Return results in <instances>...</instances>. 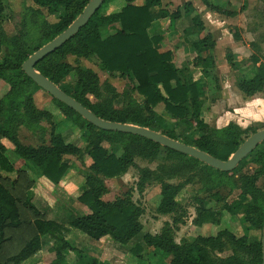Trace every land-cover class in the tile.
Listing matches in <instances>:
<instances>
[{"label":"trees","instance_id":"obj_1","mask_svg":"<svg viewBox=\"0 0 264 264\" xmlns=\"http://www.w3.org/2000/svg\"><path fill=\"white\" fill-rule=\"evenodd\" d=\"M87 1L33 0L38 7L24 11L16 34L7 35L0 30V54L3 46L7 49L0 58V80L8 86L0 97V264H22L27 260L29 262L25 264H40L42 236L47 234L55 235L59 240L54 255L56 264H69L68 256L71 255L70 264H109L73 246L67 234L73 227L94 240L109 237L126 245L142 230L144 209L133 200L129 191L112 200L103 199L108 192L105 179L121 176L131 167L139 171L138 191H143L146 182H157L160 199L156 211L172 214L171 222L165 221L157 232H145L141 241L129 248L137 258V264L145 261L143 246L152 248L146 261L152 260L156 251L161 253L159 264H261V238L250 237L249 232L253 229L261 231L264 221V185L257 184L260 178L264 179V141L233 170L222 171L148 138L98 128L46 92L59 112L82 131L84 145L80 146L67 141L57 130L58 122L50 109L35 103L34 92L41 88L25 74L21 64L63 31ZM114 1L104 0L85 25L40 59L35 69L103 119L148 127L226 160L258 128L242 127L233 121L222 127L206 122L202 113L207 97L205 84L189 79L183 68L173 61L172 50L161 49L165 37L163 31L153 30L158 20L168 19L171 25L187 16L197 30L196 38L189 43L195 51L191 64L203 77L212 78V90L218 89L213 74L215 40L209 31H205L199 15L192 14L191 2L185 1L170 10L162 6V0H140V3L124 0L125 4L118 10L107 12L106 8ZM202 1L218 9L208 0ZM41 8L48 14L62 11L55 22H49ZM245 8L246 3L240 9ZM4 10L5 0H0V15ZM223 13L237 14L233 10ZM233 36L239 37L236 33ZM263 39L264 34H260L258 40L251 42L253 52L247 58V64L236 61L230 52L226 55L229 66L236 71V86L245 96L261 92L264 97V64L259 53ZM67 55L92 60L102 71L125 78L129 84L118 92L110 82L101 83L92 69L68 62ZM157 109L173 120L172 128L157 126ZM20 126L39 131L41 136L48 133V139L37 145L24 144L17 133ZM178 126H182L183 131L178 132ZM4 140H8L11 147ZM160 150L166 155L154 169L137 165L136 158L153 161ZM8 155L24 160L25 167L15 168ZM67 156L75 157L82 164L86 158L90 160L86 169H78L83 183L76 197L88 212L72 215L62 222L49 218L34 204L33 188L38 176H44L55 185L63 181L75 168L66 160ZM248 163L257 167L251 173L242 172ZM236 175L238 184L233 179ZM176 176H182V179L169 181ZM195 176L201 183L202 192L216 203L221 202V206L220 210L211 208L205 197L195 196L192 223L196 226L218 224L221 211H225L239 215L241 235L222 228L215 234L175 240V230L184 223L187 215L186 207L177 196ZM220 186L237 188L239 193L227 201L218 192ZM226 250L230 253L222 256Z\"/></svg>","mask_w":264,"mask_h":264},{"label":"rangeland","instance_id":"obj_2","mask_svg":"<svg viewBox=\"0 0 264 264\" xmlns=\"http://www.w3.org/2000/svg\"><path fill=\"white\" fill-rule=\"evenodd\" d=\"M164 1V0H163ZM162 1V3H163ZM213 3H219L226 5L228 0H209ZM231 2V8L236 9L240 6L239 3L243 0H229ZM140 3V0L136 1ZM184 1H182L183 3ZM125 4L124 0H115L111 3L110 6L106 8L107 12H113L118 10L122 5ZM169 3H166L165 6L168 9L173 10L169 6ZM29 7L37 8L38 6L33 2V0H5V10L2 15H0V30L4 31L7 35H14L17 33L20 28V22L22 20L23 13ZM45 18L49 22H55L57 16L61 13V9L56 11L53 14H48L45 9L41 8ZM242 16L240 17V22L236 24L226 25L227 29L232 33H236L241 36V33L245 31H254L257 32V36L264 34V0H255V5L253 8L245 9L239 12ZM243 26V27H240ZM184 29V31H183ZM153 30H161L164 33V40L162 43V50L170 49L173 52V61L176 64L181 65L184 73L189 76V79H195L196 81L203 82L205 84V93L209 96H214L215 90L210 79L204 80L201 78L200 70L191 65V59L195 53L194 50L190 49V41L196 38L197 30L190 23V20L187 16L182 17L181 19L176 20L174 23L169 25L168 19H161L156 22ZM176 31L180 33L177 38L174 36ZM223 31H227L226 29ZM264 41V39H263ZM221 48L217 49L216 54L218 60L223 59L221 55ZM7 51L6 47L3 46L2 53ZM67 61L73 65H80L82 67H88L92 69L99 77V81L110 82L118 92H122L124 88L129 84V81L125 78H122L118 75H110L105 71L99 69V67L92 61L84 57H75L73 55H67ZM238 60V59H237ZM242 65L246 61L238 60ZM241 68V66H240ZM235 72V70H233ZM236 77V73H235ZM8 86L3 80H0V97L6 92ZM136 96V95H135ZM139 98L138 96H136ZM212 107L218 108L220 110L223 106L217 104L216 99H213ZM34 101L39 107H46L54 113V120L58 122L57 130L62 132V135L67 141H72L75 144L80 146L84 145V139H82V131L72 125L68 119L64 117L63 114L59 112L57 107L52 103L47 93L42 89H36L34 92ZM210 105V103H209ZM223 105V104H222ZM155 120L157 126L161 129H170L173 127V120L166 114L162 113L160 109H157L155 112ZM43 125H46L45 122H42ZM213 125V124H212ZM178 132L183 131L182 126H178ZM18 137L20 141L24 144L37 145L41 140L48 139V133L41 136L39 131H31L20 126L18 128ZM7 146L11 147V143L8 140H4ZM166 155L164 150H160L158 156L153 161H148L141 158H136V163L140 167H149L154 169L159 163H161ZM9 159L13 162L14 167H25L24 160L16 159L15 156L8 155ZM66 160L72 163L75 168L69 171L68 175L63 181L57 185H52L48 182L39 183L37 189L34 190L33 202L41 210L45 211L49 218L55 219L58 221H66L72 215H82L88 212V209L85 205L81 204L77 200V195L80 191V186L83 183L82 175L79 173L78 169H86V166L89 164L90 160L85 159L84 164H82L75 157L67 156ZM257 166L253 163H248L243 169L242 172L251 173ZM32 174V173H31ZM186 174V173H185ZM184 174V176H185ZM33 175V174H32ZM34 176V175H33ZM183 176V177H184ZM139 171L136 167H131L129 170L118 177L107 178L105 179V184L108 188V192L103 196L104 200H112L118 195H123L125 192L129 191L132 195L133 200L139 203L144 212L141 216V221L143 224L142 230L133 237L126 245L114 242L112 239L107 237L103 242L99 240H94L89 236L85 235L82 231L70 227V231L67 234V239L70 243L76 248L82 249L85 252L91 255H97L103 260L107 261L109 264H137V258L130 252L129 248L135 243L140 242L142 235L145 232H157L160 230L165 221L171 222L172 214H160L156 211L157 204L160 199V187L159 184L155 181L146 182L143 191L139 192L136 188V183L138 181ZM182 179V176H176L171 178L169 181L177 182ZM235 184H238L237 175L234 176ZM258 185H264V179L260 178L257 181ZM219 194L223 199L231 201L237 197L239 189L234 188L233 190L229 186H220L218 188ZM38 194V195H37ZM195 196L205 197L208 201V206L211 208H216L220 210L221 202L216 203L213 199L208 197V194H205L201 190V183L198 178L195 176L191 183L187 184L177 196L179 202L186 207L187 215L184 219V223L179 224L178 228L175 230V240L179 241L181 239H192L198 234L210 235L215 234L218 230L222 228H227L232 230L235 234L241 235L242 224L240 222L239 215H230L225 211L220 213V221L218 224L207 223L202 226H196L192 223L194 217V205ZM250 237L261 238V231L251 230L249 232ZM108 240V242L106 241ZM59 246V240L55 235H44L42 236V249L41 256L42 262L40 264H56L55 260V250ZM151 247H144L142 249L143 261L142 264H159L161 258L159 255L161 253L156 251V255L150 261H146L148 257L151 256ZM150 252V254H149ZM230 253V250H226L221 255H227ZM45 257V259H44ZM73 255L68 256V263L70 264ZM34 260H31V262ZM168 261V258H166ZM25 261L22 264L28 263ZM35 262V261H34ZM31 264V263H30ZM58 264V263H57ZM141 264V263H140Z\"/></svg>","mask_w":264,"mask_h":264},{"label":"crops","instance_id":"obj_3","mask_svg":"<svg viewBox=\"0 0 264 264\" xmlns=\"http://www.w3.org/2000/svg\"><path fill=\"white\" fill-rule=\"evenodd\" d=\"M182 1L191 2L192 14L196 13L199 15L205 26V31H209L215 40V46L213 49L215 66L213 69V74H215L217 78L219 87L214 91V96L208 97L207 95L206 97L205 105L202 111L205 121L208 122L210 125L213 124V126L215 127H222L228 122L233 121L242 127L252 125L254 127H257L258 130L264 128L263 93L257 92L252 96H245L236 86V71H233L226 59L227 53L230 52L234 56V59L236 61L242 59V61L244 60L247 62V58L253 52L251 48V42L259 39V37L257 36V32L245 31L244 29L241 33V36L235 38L233 36V32L231 33L227 29L226 25L239 23L240 17L242 16L239 12L243 11L240 9L241 6L246 3L245 9L253 8L255 5V0H243V2L239 3L240 6L236 7V9L231 8V2L229 0L227 1L226 5L213 3L212 1L208 0L211 5L217 6L218 9H214L210 6H207L202 0H164L162 6L168 8L167 6H165V4L169 3V6L176 8L177 6H181L184 3H182ZM224 10H233L236 11L237 14L232 16L226 15L223 13ZM223 28L227 31H223ZM179 35L180 33L176 31L174 36L177 38V36ZM189 48L192 49L190 46ZM219 48L222 49L221 55L223 59L221 61L218 60L216 54V51ZM259 53L261 55L260 61L264 64V41L260 42ZM174 58L176 57L174 56L173 60ZM259 64L260 62L257 63V66H259ZM176 65L179 67L181 66L179 64ZM201 78L207 81L210 79L209 77H203L202 75ZM214 98L216 99L217 104L223 106L221 110L219 106L217 109L216 107L214 108L211 106L213 103L212 101H214ZM30 175L32 174L30 173ZM44 182H48L52 185H55L44 176H38L36 177V184L33 188V191L37 189L39 183ZM101 239L105 240L106 237L105 239ZM101 239H99V242H103V240ZM106 241L108 242V240ZM94 256L98 257L101 260L104 259L97 255Z\"/></svg>","mask_w":264,"mask_h":264},{"label":"water","instance_id":"obj_4","mask_svg":"<svg viewBox=\"0 0 264 264\" xmlns=\"http://www.w3.org/2000/svg\"><path fill=\"white\" fill-rule=\"evenodd\" d=\"M103 1L104 0H88L81 12L63 31L36 49L21 64V69L25 72V74L29 76L42 90L69 106L85 120L98 128L131 133L148 138L163 147H167L194 157L203 163L222 171L233 170L248 153H250L260 142L264 141V128H261L250 134L226 160H220L205 151L171 138L157 130L131 123H121L103 119L94 114L90 109L82 105L75 98L62 90L58 85L54 84L49 78L36 70L35 64L75 35L78 30L88 22L89 18L100 8ZM261 251V264H264V221L261 229Z\"/></svg>","mask_w":264,"mask_h":264}]
</instances>
